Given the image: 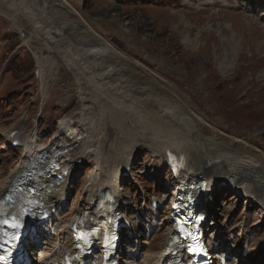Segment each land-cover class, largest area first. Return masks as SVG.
<instances>
[{"label":"rangeland","instance_id":"374dc122","mask_svg":"<svg viewBox=\"0 0 264 264\" xmlns=\"http://www.w3.org/2000/svg\"><path fill=\"white\" fill-rule=\"evenodd\" d=\"M65 1L80 23L86 22L161 84L172 87L211 126L264 153V0ZM38 2L0 0V172L4 178L22 155V148H2L12 125L23 120L26 130L37 132L40 143H50L65 121L73 118L79 125L85 102L63 57L67 50L59 41L53 44L46 27L40 28L33 18ZM66 27L59 30L67 33ZM80 47L94 49L89 44ZM132 164L134 174H126L123 190L132 201L127 214L134 229L127 241L124 238L122 249L124 253L132 249L139 262L146 259L148 264L150 255L159 254L171 224L158 215L155 231L148 230L146 208L156 200L163 207L161 214L169 215L179 190L178 178L174 167L160 163L146 147ZM80 165L61 211L69 217L88 197L95 163L90 158ZM223 184L209 209L208 233L233 252L247 224L250 255L244 253L242 261L252 263L264 256V210L253 197ZM68 219L62 218L60 227ZM52 237L37 238L39 264L41 250L53 248ZM63 243L71 245L70 235Z\"/></svg>","mask_w":264,"mask_h":264},{"label":"bare ground","instance_id":"6f19581e","mask_svg":"<svg viewBox=\"0 0 264 264\" xmlns=\"http://www.w3.org/2000/svg\"><path fill=\"white\" fill-rule=\"evenodd\" d=\"M68 4L65 0H39L32 14L40 28L46 27V35H49L53 44L59 41L67 50L68 55L63 57L70 72L77 77L85 100L79 125L72 122L73 118L65 121L57 130L54 140L43 144L37 132L34 129L26 130L25 122L20 120L4 134L5 145L2 146L7 149L14 140L22 142L18 166L5 178L0 172V185L4 181L0 188V200L10 182L25 170L36 153L52 146L61 150L57 164L50 173L56 185L51 188L46 199L53 214L48 223L42 226V230L46 228V236L51 230H56L52 237L54 245L49 250L46 247L41 250L39 262L60 264L66 252L74 251L72 235L71 245L63 243V238L70 232L69 226L78 218L103 219L114 208L126 214L131 210L132 201L130 197H125L123 182L127 173L134 174L132 160L145 147L159 158L160 163L166 161L174 167L179 186L175 206H179L187 195L193 196L200 177H204L207 181L206 193L198 198V202L196 198H192V201L209 214L223 183L230 184L233 189L246 178L252 186L247 196L253 197L264 210V153L248 145L242 138L236 139L211 126L172 87L161 84L152 72L124 55L86 22L80 23L75 10ZM76 22L80 24L76 25ZM63 25L67 26V33L59 30ZM82 44L92 45L94 49L81 48ZM65 129L67 134L64 133ZM12 132L15 135L10 138ZM90 158L95 165L86 188L88 197L84 205L70 217L62 215L80 163L87 164ZM112 199H116V204ZM177 208L172 206L170 213L176 214ZM146 209L151 210L150 207ZM150 214L147 227L155 231V217L152 211ZM62 218L70 219L60 227ZM164 219L171 224L168 212L164 214ZM248 230V225H244L241 241L237 242L239 250L235 251L236 255H232V264H243L244 252L250 255ZM172 233L176 235L177 231L170 226L161 250L167 246ZM159 234L158 230L155 237ZM31 246L34 245L31 243ZM211 248L216 250L214 245ZM136 258L130 253L125 254L121 264H136L137 261L138 264H146V259L139 262ZM148 262L160 264L159 254L150 255ZM249 264H264V256Z\"/></svg>","mask_w":264,"mask_h":264},{"label":"snow or ice","instance_id":"6c2138e0","mask_svg":"<svg viewBox=\"0 0 264 264\" xmlns=\"http://www.w3.org/2000/svg\"><path fill=\"white\" fill-rule=\"evenodd\" d=\"M174 207H178V206H175V205H174ZM19 226H20L19 224H15V225H13V227H19ZM193 251H196V250L194 249Z\"/></svg>","mask_w":264,"mask_h":264}]
</instances>
